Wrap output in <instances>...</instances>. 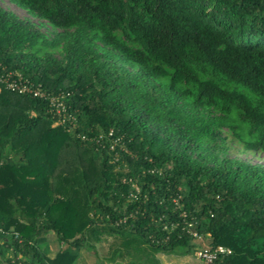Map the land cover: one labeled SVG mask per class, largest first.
Returning <instances> with one entry per match:
<instances>
[{
  "label": "trees",
  "instance_id": "trees-1",
  "mask_svg": "<svg viewBox=\"0 0 264 264\" xmlns=\"http://www.w3.org/2000/svg\"><path fill=\"white\" fill-rule=\"evenodd\" d=\"M8 1L0 74L70 117L0 80V264H264V0Z\"/></svg>",
  "mask_w": 264,
  "mask_h": 264
},
{
  "label": "built area",
  "instance_id": "built-area-1",
  "mask_svg": "<svg viewBox=\"0 0 264 264\" xmlns=\"http://www.w3.org/2000/svg\"><path fill=\"white\" fill-rule=\"evenodd\" d=\"M0 80L4 83L5 87L11 90H15L19 93L29 92L36 96H48L50 99V104L55 108V111L58 115V120L56 121V123H63L67 118L70 117L67 113H65L66 105L63 100L65 96L64 93H58L57 95L49 96L40 88L33 87L32 84L30 85L29 82L25 78H23L19 72L15 71H7L5 73H1ZM107 135L113 136V131L109 130ZM112 140V144H116L120 143L121 139L119 137H116ZM122 148L124 149L123 146ZM191 234L203 243V246L200 247L197 251V256L204 264H221L219 261L220 255L230 253V249L222 245L212 247L204 244L203 237L196 231H192Z\"/></svg>",
  "mask_w": 264,
  "mask_h": 264
},
{
  "label": "rangeland",
  "instance_id": "rangeland-1",
  "mask_svg": "<svg viewBox=\"0 0 264 264\" xmlns=\"http://www.w3.org/2000/svg\"><path fill=\"white\" fill-rule=\"evenodd\" d=\"M0 4L4 7L10 8L19 14L22 17H29L33 21L37 22V18L29 16L26 11L12 3L8 0H0ZM240 157L246 160H250L254 163H260L264 165V154H255V153H244L240 154ZM54 234H48L47 239L50 241L48 242L50 246V251H55L57 246L59 247V243L56 242L54 239ZM112 241V238L105 237L98 243H95L94 248L90 246H83L79 251V257L75 261L74 264H99L100 260H103V257L108 254L109 243ZM198 243H201L200 240H197ZM198 251V250H197ZM197 251L193 254L187 255H160V259L162 264H204L197 256ZM104 261V260H103ZM105 263V261L103 262ZM106 264H109L106 262Z\"/></svg>",
  "mask_w": 264,
  "mask_h": 264
},
{
  "label": "crops",
  "instance_id": "crops-1",
  "mask_svg": "<svg viewBox=\"0 0 264 264\" xmlns=\"http://www.w3.org/2000/svg\"><path fill=\"white\" fill-rule=\"evenodd\" d=\"M48 234H52V232H51V231L47 232V233L45 234V236L47 237ZM53 239H54L56 242H58V241L56 240V238H55V235H54ZM49 241H50V240L46 238V243H47V244H48ZM49 244H50V243H49ZM49 244H48V246H49ZM59 246H60V244H59ZM58 248H59V247L57 246V249H58ZM49 249H50V246H49ZM57 249H56V250H57ZM56 250H55V251H56ZM55 251H50L49 254H50V255H53V254L55 253ZM104 264H106V263H104Z\"/></svg>",
  "mask_w": 264,
  "mask_h": 264
}]
</instances>
